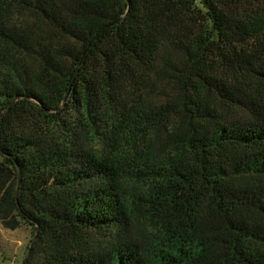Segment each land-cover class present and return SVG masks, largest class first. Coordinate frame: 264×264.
Segmentation results:
<instances>
[{"label":"trees","instance_id":"1","mask_svg":"<svg viewBox=\"0 0 264 264\" xmlns=\"http://www.w3.org/2000/svg\"><path fill=\"white\" fill-rule=\"evenodd\" d=\"M0 221L23 264H264V0H0Z\"/></svg>","mask_w":264,"mask_h":264},{"label":"rangeland","instance_id":"2","mask_svg":"<svg viewBox=\"0 0 264 264\" xmlns=\"http://www.w3.org/2000/svg\"><path fill=\"white\" fill-rule=\"evenodd\" d=\"M32 228L9 230L0 221V264H23L33 240Z\"/></svg>","mask_w":264,"mask_h":264},{"label":"water","instance_id":"3","mask_svg":"<svg viewBox=\"0 0 264 264\" xmlns=\"http://www.w3.org/2000/svg\"><path fill=\"white\" fill-rule=\"evenodd\" d=\"M35 240H36V236L33 237V240H32V243H31V247H30V252L32 251V248L34 247ZM30 252H28V255H29Z\"/></svg>","mask_w":264,"mask_h":264}]
</instances>
